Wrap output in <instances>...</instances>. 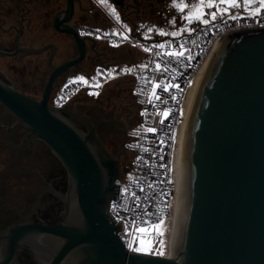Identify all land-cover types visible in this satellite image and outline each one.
<instances>
[{"label":"water","instance_id":"95a60500","mask_svg":"<svg viewBox=\"0 0 264 264\" xmlns=\"http://www.w3.org/2000/svg\"><path fill=\"white\" fill-rule=\"evenodd\" d=\"M66 1L50 21L79 53L52 69L42 99L0 81L1 103L49 147L67 182L65 192L53 188L63 205L57 222L26 218L0 236L8 258L23 244L40 264H264V26L223 34L203 72L182 141L173 258H166L129 251L110 213L124 143L114 154L98 129L104 120L49 102L57 77L88 48L76 21L68 23L76 0Z\"/></svg>","mask_w":264,"mask_h":264},{"label":"flooded vegetation","instance_id":"af4514ba","mask_svg":"<svg viewBox=\"0 0 264 264\" xmlns=\"http://www.w3.org/2000/svg\"><path fill=\"white\" fill-rule=\"evenodd\" d=\"M182 2L189 3V0H76L72 20L68 23L76 21L79 34L80 29L87 26L104 32L124 30L142 39L171 38L159 35V31L196 29L203 25L195 21L188 24L183 19L190 9L181 12L175 7ZM239 2L244 5V0ZM259 3L260 0H252L248 7L255 10ZM66 4V0H0V81L3 84L40 100L52 69L77 56L79 51L72 36L57 31L50 21V17L64 10ZM210 11L216 9H203L205 13ZM238 12L247 11L244 6L231 9L232 14ZM222 17L218 15L217 20ZM148 29L154 31L149 33ZM188 33L185 31L183 35ZM86 42L88 48L83 58L69 66L65 75L57 77L50 93V104L66 83L88 81L93 72L128 62L129 55L123 49L105 42H97L91 48L87 38ZM115 92L117 96L107 95L110 96L108 103L93 104L87 99L78 101L77 97L67 103L69 109L86 114L93 122L104 120L98 129L105 145L114 154L125 142L127 128L140 120L139 108L136 110L133 101ZM111 97H118L119 104L116 99L112 103ZM78 125L83 127L80 122ZM53 188L63 192L67 189L61 163L0 101V236L26 218L35 222H57L63 205ZM7 252L6 240L2 238L0 264H40L26 245H15L9 258Z\"/></svg>","mask_w":264,"mask_h":264},{"label":"built area","instance_id":"2783aa9c","mask_svg":"<svg viewBox=\"0 0 264 264\" xmlns=\"http://www.w3.org/2000/svg\"><path fill=\"white\" fill-rule=\"evenodd\" d=\"M232 15L237 18L232 19L226 15L176 38L142 39L124 30L115 33L87 26L80 29V34L90 43L96 40L113 47L129 46L144 54L141 59L135 54L128 62L106 68L109 79H132V96L140 114V120L127 128L124 142L130 155L131 170L129 174L124 173L123 180H115L117 188L109 208L113 218L123 224L119 236L129 251H136L137 247L148 249L150 246L151 251L136 252L173 258L171 245L178 194L171 171V151L182 99L190 81L213 53L223 34L242 28L264 26V9L255 16L249 12ZM181 42L187 49L185 58L163 55L173 49L179 50ZM161 43L166 45L164 49L153 47ZM188 55L191 56L190 60L187 59ZM157 63L161 65L159 71L156 70ZM144 65L147 67H142ZM165 67L168 70L163 72ZM126 69L133 71L127 72ZM93 84L70 81L60 89L51 103L55 107H62L84 89H101ZM156 84L170 87L168 91H164L162 87L155 88L160 99L153 98L150 102L149 96ZM165 111L169 112L166 118L163 115ZM149 128L155 129V132L147 131ZM145 221L149 224L146 225ZM161 221L159 233L153 232L149 225L160 224ZM140 227L148 228V232L138 233L136 229Z\"/></svg>","mask_w":264,"mask_h":264},{"label":"snow or ice","instance_id":"6c2138e0","mask_svg":"<svg viewBox=\"0 0 264 264\" xmlns=\"http://www.w3.org/2000/svg\"><path fill=\"white\" fill-rule=\"evenodd\" d=\"M252 3V0H244V5H241V3L239 2V0H218V2H214V0H207V3H205V0H199L198 3H192L191 0H189V3H178L175 4V7H177L181 12H184L185 9H190L188 14L185 15L183 17V19L188 23L191 24L194 21L195 22H199L202 23L204 25H208L211 22H214L217 20L218 15L219 16H225L228 15L230 18L235 19L237 18L235 15H232L231 13V9H238L241 8L242 6L245 7V11L249 12L250 15H259L260 14V10L264 9V0H260V3L258 5V7L253 10L252 8L248 7V5H250ZM221 5H226L225 7H221ZM207 8V9H212L215 8L216 11H210V12H203V9ZM113 13H114V9H112ZM205 16H207L208 18H205ZM117 19H119V17H116ZM173 23H175V21L173 20ZM153 29H148V32L151 33L153 32ZM185 31H195V29H188V28H181L178 31H172V32H167V31H159V35L161 36H171L173 38H176L178 36H181L184 34ZM124 39H127V36L123 37ZM194 43V42H193ZM153 47L159 48V49H164L166 47L165 44L161 43V44H157L154 45ZM178 49L179 50H171L168 52L163 53V55H167L169 57H174V58H185L187 49L186 46L183 42L179 43L178 45ZM149 50V49H146ZM158 55H161V53H158ZM187 59H191V56L188 55ZM142 67H147L146 65L142 66ZM156 70H161V65L159 63L156 64ZM168 69L165 67L162 71L166 72ZM125 71L130 72L133 71V69H126ZM109 75H111V73H109ZM83 79V78H81ZM85 83H87V81H85ZM97 87H99L100 85L97 84ZM162 87L164 91H168L170 85H162V84H156L153 88V91L151 93V95L149 96V101L151 102L153 98L155 99H160L159 96L156 95L155 93V88H160ZM98 94V93H97ZM159 114V113H158ZM169 114L168 111H165L163 113L164 117L166 118L167 115ZM161 123H163V120L161 121ZM147 131L149 132H155V129L149 128L147 129ZM146 225L149 224L148 221L144 222ZM162 224V221L160 222V224H150L149 227L152 229L153 232L155 233H159V229L160 226ZM136 231L138 233H146L148 232V228L146 227H140L137 228ZM141 243H143V240L141 239ZM136 251H151V248L149 246L148 249H144L142 247H137L135 249Z\"/></svg>","mask_w":264,"mask_h":264},{"label":"rangeland","instance_id":"374dc122","mask_svg":"<svg viewBox=\"0 0 264 264\" xmlns=\"http://www.w3.org/2000/svg\"><path fill=\"white\" fill-rule=\"evenodd\" d=\"M118 49H120V50L123 49L125 52H127L128 54H126V55H129V58L135 54H137V56H139V59L144 57L143 53L136 52L135 49H133L129 46H121V47H118ZM85 81H84V83H85ZM87 83L99 84L101 89H99V90L84 89L82 92H80V94L78 96H76L78 101H84L85 99H87L88 101H90V103H93V104H96V103L102 104V102H104V101H107V103H108V101H110L109 100L110 96H107V95H110V94L113 95V93H114V95L117 96L115 91H119L121 94H123V95L125 94L127 99L130 98L129 101L132 100L133 104L136 106V110L138 109L137 105L134 103V100L132 99L133 98V96H132V84H133L132 79L127 78L124 81L123 80H116L114 78L109 79V76H108L106 70L104 69L101 71L93 72L90 75ZM96 92L98 93V95L96 94ZM104 94H106V96ZM123 98H125V97H123ZM115 99H116L117 103L119 104L120 100L118 99V97H115ZM115 99H114V97H111L112 103ZM107 112H108V110H104V113H107ZM74 123L78 125L77 121H74ZM118 136H119V138H122L121 134H118ZM112 150H114V149L112 148ZM129 156L130 155L128 153L126 156H122V169H123V172L126 174H129L130 170H131V161H130ZM144 242H146V241L144 240Z\"/></svg>","mask_w":264,"mask_h":264},{"label":"bare ground","instance_id":"6f19581e","mask_svg":"<svg viewBox=\"0 0 264 264\" xmlns=\"http://www.w3.org/2000/svg\"><path fill=\"white\" fill-rule=\"evenodd\" d=\"M210 57L202 65V67L197 71V73L194 75V77L190 81L189 86L184 94V97L180 105L179 119L177 122L176 131L174 134V140L172 144V151H171V171H172V176L176 182V190H177L178 196H179V185H180L181 151H182V141H183L185 126H186V122H187V118H188V114H189V110L192 104L194 94L201 80L203 72L210 60ZM177 207H178V203L176 206V213L174 216L175 223H176ZM174 230H175V226H174ZM172 256H173V253H172Z\"/></svg>","mask_w":264,"mask_h":264}]
</instances>
